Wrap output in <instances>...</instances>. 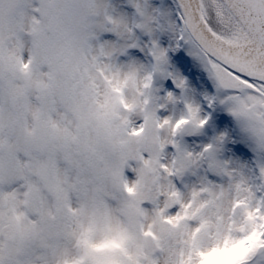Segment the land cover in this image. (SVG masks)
<instances>
[{
  "label": "snow or ice",
  "instance_id": "snow-or-ice-1",
  "mask_svg": "<svg viewBox=\"0 0 264 264\" xmlns=\"http://www.w3.org/2000/svg\"><path fill=\"white\" fill-rule=\"evenodd\" d=\"M0 264H264V0H0Z\"/></svg>",
  "mask_w": 264,
  "mask_h": 264
},
{
  "label": "rangeland",
  "instance_id": "rangeland-1",
  "mask_svg": "<svg viewBox=\"0 0 264 264\" xmlns=\"http://www.w3.org/2000/svg\"><path fill=\"white\" fill-rule=\"evenodd\" d=\"M184 63L187 65V64H190L191 63V58H185V60H184ZM201 79H204V80H206V78H201ZM201 86H203V85H201ZM209 88L211 87V85L209 84V85H207ZM220 116H221V118H222V120L223 119H227V117H226V114H224V113H220Z\"/></svg>",
  "mask_w": 264,
  "mask_h": 264
}]
</instances>
